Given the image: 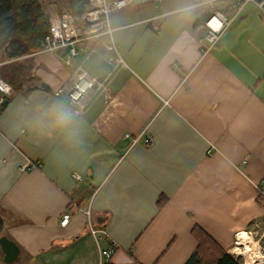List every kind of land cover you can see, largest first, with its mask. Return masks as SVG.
<instances>
[{
  "label": "crops",
  "instance_id": "obj_1",
  "mask_svg": "<svg viewBox=\"0 0 264 264\" xmlns=\"http://www.w3.org/2000/svg\"><path fill=\"white\" fill-rule=\"evenodd\" d=\"M209 2L114 10L111 36L76 43L69 64L67 47L26 55L31 76L0 114V216L27 264H100L111 245L101 264H184L194 225L234 257L235 244L253 250L244 232L264 226V15L253 2L236 13L233 0ZM212 9L232 20L203 52ZM71 74L94 89L83 108L60 92Z\"/></svg>",
  "mask_w": 264,
  "mask_h": 264
},
{
  "label": "built area",
  "instance_id": "obj_2",
  "mask_svg": "<svg viewBox=\"0 0 264 264\" xmlns=\"http://www.w3.org/2000/svg\"><path fill=\"white\" fill-rule=\"evenodd\" d=\"M143 0H88V5L81 15L82 24H77L73 15L68 12H58L55 8H48V33L41 43V47L38 51H55L62 47H67V51L62 55L64 63L69 64L70 59L77 53L75 44L83 41L86 38L99 39L102 35L111 36L113 28L110 23V14L114 10L137 4ZM253 2L264 15V0H233L232 8L234 12H238L246 3ZM212 3V0L209 2ZM234 13V14H235ZM231 17H227L220 10H210L205 20L206 33L200 39L202 43V51L207 52L210 48L216 45L220 36L228 26ZM108 49H113V45L109 44ZM119 60V58H117ZM60 92L68 97V99L76 105L78 108H83L89 98L94 93V89L91 85V81L75 74L66 80V82L60 88ZM11 93V86L0 78V102L3 99V95ZM126 137H130L126 134ZM150 142V138L146 140V143ZM41 163L39 161L32 162L29 167H38ZM21 166L20 169H24ZM73 177L76 181H82V176L76 172L73 173ZM256 191L258 198L264 202V177L256 185ZM86 215L89 217V209L86 211ZM70 217L69 212H64L61 215L60 225H65ZM92 233L97 230L91 228ZM248 235L256 244V252H249L252 262L250 264H264V226H257L254 231ZM242 247L235 244V249L240 250ZM115 246L111 245L107 249H101L99 252L100 264L103 260H109L111 255L115 251ZM234 249V250H235ZM235 257L242 261L241 264H247L248 257L240 254H236ZM240 261V262H241Z\"/></svg>",
  "mask_w": 264,
  "mask_h": 264
},
{
  "label": "trees",
  "instance_id": "obj_3",
  "mask_svg": "<svg viewBox=\"0 0 264 264\" xmlns=\"http://www.w3.org/2000/svg\"><path fill=\"white\" fill-rule=\"evenodd\" d=\"M51 3L60 12H70L77 24L83 23L81 15L88 0H0V61L3 62L0 78L11 86L12 93L23 91L31 76V61L26 55L38 51L48 33L47 7ZM2 97L9 100L8 95ZM165 201L164 196H159L158 206ZM191 231L196 247L184 264H241L199 225H194ZM2 234L0 216V236Z\"/></svg>",
  "mask_w": 264,
  "mask_h": 264
},
{
  "label": "water",
  "instance_id": "obj_4",
  "mask_svg": "<svg viewBox=\"0 0 264 264\" xmlns=\"http://www.w3.org/2000/svg\"><path fill=\"white\" fill-rule=\"evenodd\" d=\"M6 105L7 100H2L0 103V110L3 111ZM0 251L2 252L5 263H13L18 258L20 249L12 239L2 234L0 236Z\"/></svg>",
  "mask_w": 264,
  "mask_h": 264
},
{
  "label": "rangeland",
  "instance_id": "obj_5",
  "mask_svg": "<svg viewBox=\"0 0 264 264\" xmlns=\"http://www.w3.org/2000/svg\"><path fill=\"white\" fill-rule=\"evenodd\" d=\"M255 230V228H253V229H248V230H246V232L247 233H249L250 231H254ZM251 241L254 243V245H251V247L253 246H255L256 247V242L255 241H253L252 239H251ZM238 250H234V253H235V255L236 254H239V252H237ZM249 252L250 251H247L246 250V255L245 256H248V257H250V254H249ZM237 258V257H236ZM240 261H241V259H240ZM2 262V264H27V261L24 259V258H22L21 256L20 257H18L13 263H5V262H3V260L1 261ZM240 263H242V261L240 262Z\"/></svg>",
  "mask_w": 264,
  "mask_h": 264
},
{
  "label": "bare ground",
  "instance_id": "obj_6",
  "mask_svg": "<svg viewBox=\"0 0 264 264\" xmlns=\"http://www.w3.org/2000/svg\"><path fill=\"white\" fill-rule=\"evenodd\" d=\"M239 234H240V233H239ZM246 235H247V234H246ZM241 236H242V235H241ZM247 236H248V235H247ZM243 237H244V236H243ZM245 237H246V236H245ZM249 238H250V237H249ZM250 239H251V238H250ZM256 250H257L256 247H254L253 250H250V252H255V253H257ZM237 252H239V254H240V255H243V256H245V255L247 254L246 251H243V250H241V251H237ZM249 254H250V253H249ZM251 254H252V253H251ZM245 257H248V256H245ZM247 261H249V263H247V264H250V262H252L251 257H248V258H247Z\"/></svg>",
  "mask_w": 264,
  "mask_h": 264
}]
</instances>
